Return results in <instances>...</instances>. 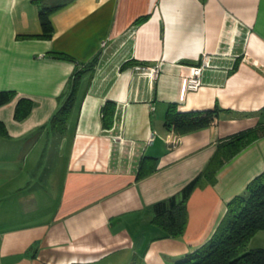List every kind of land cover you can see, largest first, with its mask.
<instances>
[{
	"label": "crops",
	"instance_id": "crops-1",
	"mask_svg": "<svg viewBox=\"0 0 264 264\" xmlns=\"http://www.w3.org/2000/svg\"><path fill=\"white\" fill-rule=\"evenodd\" d=\"M54 6L46 40L38 13ZM77 71L74 105L54 133L50 118ZM0 91L13 93L0 106V264H176L264 171L260 138L191 193L180 237L160 238L151 222L153 205L202 173L224 140L264 122V0H0ZM19 99L32 102L21 122ZM170 108L211 120L180 134L165 125Z\"/></svg>",
	"mask_w": 264,
	"mask_h": 264
},
{
	"label": "trees",
	"instance_id": "trees-1",
	"mask_svg": "<svg viewBox=\"0 0 264 264\" xmlns=\"http://www.w3.org/2000/svg\"><path fill=\"white\" fill-rule=\"evenodd\" d=\"M54 7H41L38 13L43 39H50L52 26L50 14L57 9ZM140 20H138L139 22ZM55 58L73 60L67 54L56 53ZM94 60L86 66H92ZM77 71L68 81L67 96L63 105L51 116L49 126L54 133H63L67 118L75 102L80 74ZM13 93L0 91V106L11 101ZM32 109V102L28 99H19L16 103L13 118L21 122L28 117ZM114 106L106 103L102 108V124L109 128L112 124ZM211 120L210 115L202 118L193 117L191 114L173 113L170 108L167 112L165 125H173L177 133H186L207 125ZM4 131L0 125V134ZM264 138V122L254 128L239 132L224 140L216 149L215 154L208 162L202 173L188 182L177 194L157 202L153 205L151 222L161 231L160 238L180 237L187 223V201L191 193L204 180L211 179L215 173L236 154L252 142ZM143 176L139 172L138 178ZM264 231V171L253 178L244 191L232 198L226 212L217 226L212 237L207 243L191 254H187L176 264H264V249H248L251 238L258 232Z\"/></svg>",
	"mask_w": 264,
	"mask_h": 264
},
{
	"label": "built area",
	"instance_id": "built-area-1",
	"mask_svg": "<svg viewBox=\"0 0 264 264\" xmlns=\"http://www.w3.org/2000/svg\"><path fill=\"white\" fill-rule=\"evenodd\" d=\"M207 58L208 56L203 54L201 64L192 66L190 68V74L186 79V90L187 91L189 92L196 91L200 87L202 71L204 70V68H206ZM134 69L137 72L148 73L149 75H152V76L156 75L159 72V66L147 67V68L135 66ZM152 109L153 108H151V110ZM153 138H154V133L151 134L150 138L148 139V143H151L153 141Z\"/></svg>",
	"mask_w": 264,
	"mask_h": 264
},
{
	"label": "rangeland",
	"instance_id": "rangeland-1",
	"mask_svg": "<svg viewBox=\"0 0 264 264\" xmlns=\"http://www.w3.org/2000/svg\"><path fill=\"white\" fill-rule=\"evenodd\" d=\"M53 154L50 156V159H52ZM49 167L48 163L46 162L44 165V169L46 168V172L44 175H46L48 173L47 168ZM54 167V166H53ZM54 170V168H52ZM43 173H39L36 175H42ZM35 175V174H34ZM46 179V178H45ZM248 249H257V248H262L264 249V231H260L258 233H256L251 240L249 241L248 245H247Z\"/></svg>",
	"mask_w": 264,
	"mask_h": 264
}]
</instances>
